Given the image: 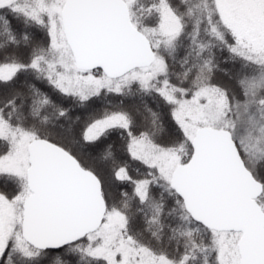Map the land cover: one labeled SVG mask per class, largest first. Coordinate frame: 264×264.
I'll list each match as a JSON object with an SVG mask.
<instances>
[{"label": "snow or ice", "instance_id": "6c2138e0", "mask_svg": "<svg viewBox=\"0 0 264 264\" xmlns=\"http://www.w3.org/2000/svg\"><path fill=\"white\" fill-rule=\"evenodd\" d=\"M0 264H264V0H0Z\"/></svg>", "mask_w": 264, "mask_h": 264}]
</instances>
